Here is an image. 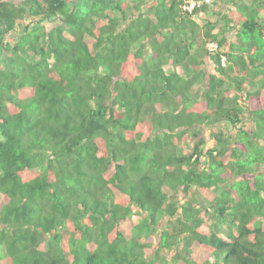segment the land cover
<instances>
[{"label":"trees","instance_id":"trees-1","mask_svg":"<svg viewBox=\"0 0 264 264\" xmlns=\"http://www.w3.org/2000/svg\"><path fill=\"white\" fill-rule=\"evenodd\" d=\"M185 1L0 0V264H264V0Z\"/></svg>","mask_w":264,"mask_h":264},{"label":"clouds","instance_id":"clouds-1","mask_svg":"<svg viewBox=\"0 0 264 264\" xmlns=\"http://www.w3.org/2000/svg\"><path fill=\"white\" fill-rule=\"evenodd\" d=\"M204 3L208 4V9H210V10H209V13H208V14H204V13H202V12H200V13L198 14L199 22H200V21H203V22L205 23L206 20L209 21L210 18H212V17H215V19L213 20V21H215V20L217 19V17H218L217 13L220 15L219 12H221V11L217 12L215 8L212 10V9H211V6H212V5H218V4H214V3H212L211 0H204ZM202 4H203L202 1L189 0V1H185V2L180 6V9H181L182 11H184V12L192 13V12L195 11L196 8L200 7ZM220 6H224V5H220ZM217 7H218V6H217ZM217 10H218V9H217ZM224 10H225V8H224ZM222 11H223V10H222ZM213 12H214V13H213ZM211 13H213V14L210 15ZM200 15H203V17H204L205 20H202ZM208 15H210V17H208ZM7 36H8V35H7ZM6 38H7V37H6ZM207 48H208L209 51L216 50V49H217V45L214 44V43H211V44H208V45H207ZM223 51L226 52L225 49H224ZM208 62H210V60H208V61L206 62V65H205V72H206L207 77L215 73V72H214V64H213V62H212V63H211V62L208 63ZM225 62H226V58H225V56L221 55V65L224 66V65H225ZM211 65H212L213 73H208V72H210V71L208 70L207 66H211ZM242 96H243V97L241 98L240 103H242V105H244L243 107L245 108L244 110H245V112H246V115H245V117H244V123H245V124H243L242 127H244L245 130H248V131L250 132V131H253V130H254V122H253V120L251 121L250 116H249V110H251V109H249V108L247 109L246 106H248V105L244 104V98H245V97H244V94H242ZM233 97H234V96H233ZM248 123H251V126L247 129V124H248ZM199 127H201V129L203 130V136H202L203 139H204V141H202V146H204L203 149H204V150H209V149H212V148H214V147H217L216 138H215V137L212 138V139L209 138L208 133L206 132V128H207V127H204V125L199 126ZM229 136H234V139L236 140V135H235L234 133H232V132L229 133ZM186 143H187V142H186ZM177 146H179L181 149L183 148L182 151H183L184 153H186V154H191V153H192L191 149L187 148L186 146L184 147V146L181 145V144H180V145H177ZM232 147H233V145H231V146L229 147L230 149H229L228 152L225 154V158L223 159L224 163H228V162L230 161V159H232L231 156H230V154H231V152H232V151H231ZM203 154H204V156H201V157L199 158L201 162H205V161H207V159H208L207 156H209V155L207 154V152H205V151H204ZM215 155H216V152L213 151V152H212V156H215ZM195 158H196V156L194 155V156H193V159H195ZM205 169H206V167H205ZM227 182H228V181H227ZM227 182H225V183L219 185L218 187L213 186V187L211 188V191L214 193V192H217V188H219V189L226 188V187H225V184H226ZM179 196H180V198L183 196L182 192H179V194H178V196H177V199H178V200H180ZM135 220H136V221H139V219H137L136 217H135ZM166 221H167V217H163V219H162V221H161V224L157 225V230H158V229L161 230V228L163 227V225H164V223H165ZM154 236H156V235H154Z\"/></svg>","mask_w":264,"mask_h":264},{"label":"rangeland","instance_id":"rangeland-1","mask_svg":"<svg viewBox=\"0 0 264 264\" xmlns=\"http://www.w3.org/2000/svg\"><path fill=\"white\" fill-rule=\"evenodd\" d=\"M218 6V7H217ZM216 9V11L217 12H219V11H222V10H224V8H225V6H220V5H212L211 6V9L213 10V9ZM218 9V10H217ZM214 13V12H213ZM213 13H211L210 15H212ZM210 15H208V17H210ZM201 16V19L202 20H205L204 19V17H203V15H200ZM235 18H236V16H235ZM215 19V17H212V18H210V20L211 21H213ZM199 23H201V24H204V22L203 21H200ZM227 36H228V39H231L232 38V34L231 33H229V34H227ZM15 38V36H12V34H8V36H7V39H9V40H13ZM235 39V35L233 36V39L232 40H234ZM236 42V41H235ZM237 45V44H236ZM237 47V46H236ZM259 62H264V60H261V59H263V57H264V53H259ZM208 63H210V62H208ZM262 64V63H261ZM212 67V65L210 66V67H208L207 66V68H208V70L210 71V72H208V73H213V69H210ZM263 67H264V63H263ZM242 71L243 70H245L246 72H249V69H247L246 67L243 69H241ZM228 72V71H227ZM229 73V72H228ZM229 75H230V77L231 78H233L235 75H233V74H230L229 73ZM236 78V77H235ZM257 79V78H256ZM240 80L241 81H244L245 82V85L246 86H250V89H259V88H262V90H264V84L262 83V85L261 84H257V82L256 83H253V81H252V79H251V77L249 76V75H247V74H242L241 76H240ZM249 91H251V90H249ZM250 100V99H249ZM262 100L264 101V96H263V98H262ZM251 101V100H250ZM258 101L259 100H257L256 98H254L253 99V102H254V104L255 105H257L258 106ZM250 102L249 101H247V104L246 103H244V104H246V105H248ZM262 103V102H261ZM263 105H264V103H263ZM215 111H218V108L216 107L215 108ZM254 117H255V113H252V116H251V118H253L254 119ZM251 121H252V119H251ZM251 126V123H248L247 124V129L249 128ZM258 130L256 129V132H257ZM245 136V135H244ZM260 137L259 138V141H262L263 143H264V136H262L261 134H259L258 133V135H257V137ZM243 141L245 142L246 140L245 139H243ZM183 149V148H182ZM249 149V153L250 154H252V150L253 149H255V143H254V145L253 144H250V145H248L247 146V150ZM258 153H260V152H258ZM261 154V153H260ZM236 160H235V166L237 167V163H239V162H241V164H246V161L245 160H243V159H238V158H235ZM257 179H260L259 178V176L257 177ZM179 198H180V196H179ZM181 200V199H180Z\"/></svg>","mask_w":264,"mask_h":264},{"label":"crops","instance_id":"crops-1","mask_svg":"<svg viewBox=\"0 0 264 264\" xmlns=\"http://www.w3.org/2000/svg\"><path fill=\"white\" fill-rule=\"evenodd\" d=\"M208 67H210V66H208ZM210 69H212V67Z\"/></svg>","mask_w":264,"mask_h":264}]
</instances>
